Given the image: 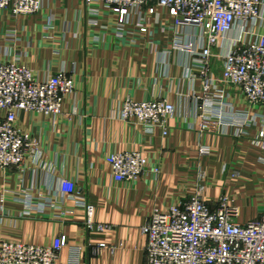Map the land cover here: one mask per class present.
I'll return each instance as SVG.
<instances>
[{"label":"crops","instance_id":"obj_1","mask_svg":"<svg viewBox=\"0 0 264 264\" xmlns=\"http://www.w3.org/2000/svg\"><path fill=\"white\" fill-rule=\"evenodd\" d=\"M42 3L33 15L0 10V61L18 56L40 79L66 69L75 91L56 117L21 113L18 127L38 141L39 153L25 167L0 169L1 238L50 245L63 235L66 245L56 264H148L146 220L200 188L213 208L227 197L240 223L264 215L261 121L256 117L241 130L200 131L193 100L200 84L188 75V54L173 47L175 32L161 24L173 23L166 10L146 16L147 34L132 23L119 37L108 15L100 16L99 25L91 23L84 0ZM215 68L219 77L218 61ZM229 92L235 106L248 107L238 89ZM127 97L171 102L168 135L160 129L148 134L123 120L120 105ZM121 151L145 156L147 173L136 181H115L106 158ZM62 177L75 182L79 200L94 206V222L110 230L89 228L86 209L60 192Z\"/></svg>","mask_w":264,"mask_h":264},{"label":"built area","instance_id":"obj_2","mask_svg":"<svg viewBox=\"0 0 264 264\" xmlns=\"http://www.w3.org/2000/svg\"><path fill=\"white\" fill-rule=\"evenodd\" d=\"M84 3L93 25L100 24V16L108 15L119 37L132 23L147 34L146 16L166 10L173 23L169 25L161 19V24L175 32L173 47L188 54V75L200 84V91L193 93L200 131L216 133L223 126L241 130L257 117L261 121L257 140L264 143V0ZM42 8V0H0V10L14 17L38 14ZM102 28L108 29L109 24ZM215 61L221 65L219 77L215 74ZM229 87L240 91L248 107L240 108L231 102ZM74 91L75 80L66 69L40 79L18 56L0 61V169L25 167L29 156L39 153L38 141L18 127L21 113L56 117L62 113L65 97ZM250 108L260 112L254 115ZM174 113V105L166 99L138 101L127 97L120 105L122 119L138 123L148 134L160 129L168 135L167 120ZM106 162L117 182L136 181L149 168L148 159L134 151L112 153ZM154 171L158 173L159 168ZM59 184L63 195L86 209L89 228L103 232L111 229L109 224L94 222V206L78 199L74 181L62 177ZM45 204L38 209L44 211ZM236 214L225 196L216 208L210 206L202 188L186 201L153 212L142 226L148 264H264V215L240 223ZM65 245L63 235L50 245L0 237V264H56Z\"/></svg>","mask_w":264,"mask_h":264},{"label":"rangeland","instance_id":"obj_3","mask_svg":"<svg viewBox=\"0 0 264 264\" xmlns=\"http://www.w3.org/2000/svg\"><path fill=\"white\" fill-rule=\"evenodd\" d=\"M134 152H137V153H140L139 151H134ZM141 154V153H140ZM142 155V154H141ZM145 157V156H144ZM16 242V241H15Z\"/></svg>","mask_w":264,"mask_h":264}]
</instances>
